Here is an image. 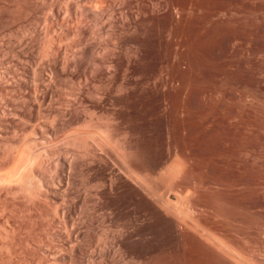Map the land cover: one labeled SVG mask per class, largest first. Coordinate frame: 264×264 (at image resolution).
<instances>
[{"label": "bare ground", "instance_id": "1", "mask_svg": "<svg viewBox=\"0 0 264 264\" xmlns=\"http://www.w3.org/2000/svg\"><path fill=\"white\" fill-rule=\"evenodd\" d=\"M209 2L0 0V264L122 263L114 249L125 264L169 250L222 264L215 230L183 204L221 135L204 125ZM144 137L161 139L156 155Z\"/></svg>", "mask_w": 264, "mask_h": 264}, {"label": "rangeland", "instance_id": "2", "mask_svg": "<svg viewBox=\"0 0 264 264\" xmlns=\"http://www.w3.org/2000/svg\"><path fill=\"white\" fill-rule=\"evenodd\" d=\"M205 11L213 19L211 29L212 36L218 39L219 64L202 78L207 94L204 111L213 115L211 119L216 117L204 125L209 130H220L221 135L204 155L202 184L191 179L194 176L190 169L183 204L193 206L191 216L199 214L207 231L215 230L214 250L222 264H264V0H210ZM41 25L47 26L44 22ZM81 79L80 85L88 82L85 77ZM170 112L171 134L179 144L176 111ZM160 141L159 137L140 139L144 153L151 156L157 154ZM194 185L201 189L196 192ZM33 223L30 236L36 238L40 230ZM104 224L98 228L107 232L110 228ZM103 239L100 241L105 246ZM95 240L94 248L101 244L98 238ZM99 246L92 247L97 254ZM121 250L115 253L114 249L113 255L122 261L119 264H125L128 259H124L123 251L119 255ZM30 251L25 254L38 262L41 254ZM154 262L184 264L180 250L161 252Z\"/></svg>", "mask_w": 264, "mask_h": 264}]
</instances>
